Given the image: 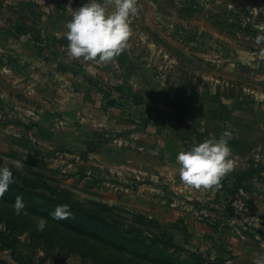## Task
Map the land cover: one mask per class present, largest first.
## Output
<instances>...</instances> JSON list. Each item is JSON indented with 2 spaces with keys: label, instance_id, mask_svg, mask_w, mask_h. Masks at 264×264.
<instances>
[{
  "label": "rangeland",
  "instance_id": "1",
  "mask_svg": "<svg viewBox=\"0 0 264 264\" xmlns=\"http://www.w3.org/2000/svg\"><path fill=\"white\" fill-rule=\"evenodd\" d=\"M85 2L0 0V165L24 163L0 199V264H256L264 257V42L256 41L264 0H138L128 46L109 62L69 55L66 24ZM63 59L64 88L49 75ZM39 61L49 81L31 84ZM151 117L165 125V148L175 142L169 131L176 142L184 133L187 150L230 130L233 170L188 198L178 195L180 174L170 186L153 180L159 169L148 162L160 157L140 148L151 140L119 138L144 135ZM63 203L72 215L51 217Z\"/></svg>",
  "mask_w": 264,
  "mask_h": 264
},
{
  "label": "clouds",
  "instance_id": "2",
  "mask_svg": "<svg viewBox=\"0 0 264 264\" xmlns=\"http://www.w3.org/2000/svg\"><path fill=\"white\" fill-rule=\"evenodd\" d=\"M138 14V0H115L111 11L109 0H86L78 9H73L72 18L66 24L69 55L90 61H111L128 46L133 34L131 18ZM256 41L264 42V31L257 34ZM260 54L264 55V48L260 49ZM232 136L233 133L225 129L219 137L206 138L180 151L177 161L182 181L195 188L219 185L234 168L229 143ZM14 165H0V199L10 185L17 182L14 170L24 167L20 160H15ZM14 207L17 214L26 210L22 194L16 196ZM50 215L58 220L67 219L72 215L71 205L59 204ZM47 220L48 217H40L38 229L43 230ZM256 264H264V257L258 258Z\"/></svg>",
  "mask_w": 264,
  "mask_h": 264
},
{
  "label": "crops",
  "instance_id": "3",
  "mask_svg": "<svg viewBox=\"0 0 264 264\" xmlns=\"http://www.w3.org/2000/svg\"><path fill=\"white\" fill-rule=\"evenodd\" d=\"M25 58H23V61H22L23 62L22 64L24 65V67L30 65V63L27 61L28 59H25ZM62 62H63V64H62ZM39 63H40V66L41 67H40V69L37 70L38 78H31L29 80L31 84H37L36 82H38V81H40V82H46L47 79L49 81V78L50 77L48 78L49 72L47 70V65H48L47 62H44L43 63L42 61H39ZM58 63H59V67L60 68L57 67L58 69L55 70L54 77L52 76V74H49V75H51L52 81L53 80L56 81V87L59 86V87H63L64 88V86L67 85L66 83H64V81L62 83V79H63L62 73L63 72L61 71V69L64 66V59H63V61L59 60ZM22 69L24 71L26 68H22ZM27 70L30 73L35 72V69L34 70L31 69L30 66L27 68ZM11 72H15V69H13V71H11ZM54 81L51 82V83H54ZM33 91H35V90H33ZM164 129H166L165 128V125L158 123L155 120V117H151L150 122H149V124L147 126V131L144 133V135L141 136L138 133H136V134H133L132 133V134H130V137H128L129 136V133H127V134H125V135H123V136H121L119 138H120L121 144H123V143L125 144V141L127 139L128 140L131 139V137H133L134 140H138V143L140 144L141 139L142 138H145V136H147L151 140L150 141L151 144H148L146 142L147 139L146 140L142 139V140L145 141V143L144 144L143 143L140 144V145H142V147L140 146V148L142 149V151H146V152L150 153V154L147 153L146 154L147 156H151V157L155 158L156 156L154 154H156V155H159V157H160V159H159L160 165L157 164V163L148 162L146 160V163L148 162V164L151 165V168L152 169H153V167H152L153 165H154V167H156L157 169H159V172L156 175H153L152 176L153 177L152 179L153 180H159V181L160 180H164V182H166V184H168V186H170L171 184H175V182H176V179H175L176 178V175H175V173H177L178 175L180 174V172H179L180 165H179V162L177 161V155H178V153L180 151L185 150L184 145L181 143V141L183 140L182 136H183L184 133L183 132H180V130L178 129V132H179V138L178 139H179V141L176 142V134H178V133L177 132H174V129L175 128H172L171 130H173L174 133H172V131H169L168 133L171 134V138L175 142L172 143L169 140L171 138H168V140H169L168 146L165 148V147H162V142L165 141V138H163V136H164L163 135V133H164L163 130ZM166 136H169V135H166ZM160 147L165 148V149L162 150ZM124 156H125V158H127V155H124L123 154L122 157H124ZM156 158H158V157H156ZM124 161H128V160L126 159ZM123 165L124 164L121 161L120 164L118 165V167L120 168V170H122ZM139 167H141V165ZM139 167H136L133 170H135L136 172H139V173H142V174L145 175L146 172L145 171H140L139 169H142V168H139ZM139 177L140 176L138 175L137 178H139ZM177 185L178 186H176V188H179L180 189V192H178V195L179 196H184L185 198H188L189 197V192L192 193L193 196H196L194 194V191L195 190L193 191V189H192L193 187L192 186H188L184 182L178 183ZM169 195H171L170 187H169V190L166 193V196L167 197ZM189 199H191V198H189Z\"/></svg>",
  "mask_w": 264,
  "mask_h": 264
}]
</instances>
